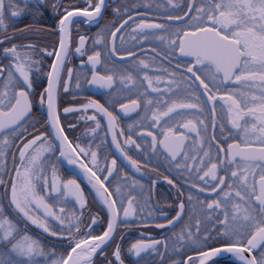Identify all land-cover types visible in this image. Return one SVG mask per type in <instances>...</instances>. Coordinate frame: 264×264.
Masks as SVG:
<instances>
[{
	"label": "snow or ice",
	"instance_id": "6c2138e0",
	"mask_svg": "<svg viewBox=\"0 0 264 264\" xmlns=\"http://www.w3.org/2000/svg\"><path fill=\"white\" fill-rule=\"evenodd\" d=\"M31 3L0 0V51L8 60L0 62V264H124L118 229L153 226L171 234L164 240L142 235L128 248L130 254L176 253L173 264H210L217 257L234 258L224 264H264V0H167L178 11L166 8L161 22H148L146 12L137 19L125 5L115 8L116 17L108 23H102L106 0H86L79 7L76 0L67 5L35 0L37 13L41 5L50 6L58 20V43L52 50L41 48L40 57L36 45L17 42V33L32 34L29 28L9 29L12 18L22 16ZM78 17L102 25L90 54L85 35L73 48ZM143 41L160 42L147 62L136 50ZM75 54L87 56L90 66H81L75 87L83 79L104 90L105 99H89L61 112L60 93L69 92L73 80L66 65ZM43 57H54V62L46 72L47 86L38 91L34 77L44 74ZM117 105L124 116L139 111V118L125 128ZM34 108L43 110L38 120ZM71 113L92 122L93 137L106 121L100 143H108L111 133L119 156L105 155L101 164L99 145L94 151L70 139L66 130L76 125L62 124L61 116L67 120ZM57 152L80 168L91 199L76 179L61 180L53 163ZM161 158L182 186L160 172ZM127 166L155 173L153 186L163 176L176 192L171 216L162 212L161 220L150 211L141 218L144 205L133 190L144 186L123 172ZM93 202L99 205L95 212ZM165 206L173 208L172 203ZM101 220L106 226L102 234L95 230ZM29 225L55 237L59 251L46 250L28 234Z\"/></svg>",
	"mask_w": 264,
	"mask_h": 264
},
{
	"label": "flooded vegetation",
	"instance_id": "af4514ba",
	"mask_svg": "<svg viewBox=\"0 0 264 264\" xmlns=\"http://www.w3.org/2000/svg\"><path fill=\"white\" fill-rule=\"evenodd\" d=\"M67 0H64V3L67 5ZM83 2L84 0H76ZM54 2V0H49V4ZM176 2V0H174ZM181 3L185 2V0H180ZM140 3H151L152 5H160L159 8L153 7L152 9L146 10L143 8H132L131 6L133 4H140ZM109 7H107L104 10V20L102 23H108L109 21L113 20L114 17H116L115 8L120 7L123 8L125 5H127L130 10L131 14L135 16L137 19H140V12H146V16L144 17L148 22H161L162 16L165 13V9L167 8L169 11L175 12L178 11V9H171L170 6L167 4V0H109L108 2ZM60 11H63L61 9ZM159 15H156V14ZM13 22L10 23L9 26L10 31H15L21 28H29V31L32 33L31 35L20 37L17 33V42L21 44H34L36 45V52L35 55L37 57L42 56V53L40 52V49L43 47H47L49 50H52L53 46L58 43V35H57V26H58V20H57V14L53 12L52 8L50 6H44L41 5L39 9V13L35 10V0H32V3L29 5V9L20 17L18 18H12ZM81 22L73 27L72 30V44L73 48L78 45L79 43V36L85 35L88 37V43L85 46V51L90 54L91 52V42L95 38V33L99 31L100 26L96 24H87L84 22L86 19H79ZM7 22V21H6ZM131 21H129V25H131ZM129 25H126L125 28L128 29ZM31 26V27H30ZM123 31V30H122ZM119 35V34H118ZM127 38V37H126ZM134 41H130V44H134ZM156 45H158L160 42H154ZM153 42L149 41H143L142 45H137L136 50L139 53V56L141 58H144L147 61H150L151 57L154 55L152 52V48L154 46ZM141 47L145 49V51H141ZM97 50H99V46H97ZM0 62L8 63L7 58H3V53L0 51ZM133 60L136 58L133 57ZM87 56L81 57L79 54H75L69 57V63L66 65V67H70L73 71V80L68 85L69 92H61L59 96V103L61 106V112L63 107H80L82 104L86 103L89 99H99L102 103L104 102V97L102 96V92L104 90L98 89L95 86L87 85L83 79L80 81V88L75 87L76 83V76L79 74L80 68L83 65L85 70H89L90 66L86 63ZM54 62V57H43V63L41 65V71L44 74H40L38 78H35V85L34 87L36 90L40 91L43 88L47 86L46 83V72L48 70L49 64ZM159 62V59L158 61ZM164 63H167V61H164ZM173 66L176 63L175 57L172 58ZM99 71V69H98ZM148 71L149 75H153L154 73L149 69L145 70ZM133 75L136 76V73L133 71ZM90 79V75H89ZM138 79H142V75L138 77ZM116 86H119V81L117 80ZM135 87V85H133ZM133 97H126L124 102L128 103L130 102L131 98ZM75 96V98H73ZM143 107V105L141 106ZM34 111L37 112V116L35 119H40L41 115L43 114V110H38L34 108ZM116 113L120 115V122L121 125L125 128L129 123L134 122L136 119L139 118L140 112H133L129 116H124L122 113L119 112V106L117 105L115 109ZM92 110L89 109L87 115H91ZM217 119H219V115L217 116ZM61 122L62 124H75L76 128L72 131H67L66 134L69 135L70 139L78 138V140H74V142H80L82 146L92 145L93 150L96 151V145H99V155L101 157V164H103V157L105 155H111L115 154L116 156H119V153L116 152L115 147L111 145V133H108L107 141L108 143L101 144L100 139L104 137L105 128H106V121H102V128L98 130L97 136L93 137L90 134V128L92 126L91 121H86L84 119L80 118L79 113H71L68 114V119L65 120L64 115L61 116ZM43 131V129H41ZM153 132H156V129H152ZM186 131V130H185ZM31 138V137H29ZM136 138V137H134ZM150 139V138H148ZM139 142V140H138ZM144 147H147V144L144 145ZM129 154L133 156V158H136V153L134 150H129ZM56 159L53 161V163L56 166L57 174L60 176L62 181H66L68 179H76L78 183H80L81 187L84 189L86 196L91 199L92 196V190L90 186L88 185L87 180L85 179L82 171L79 167L75 165V168H67L66 166H69L67 161H65V166L61 164L60 158L58 152L56 153ZM122 159V158H121ZM82 162H87L85 158H81ZM143 163V160H141ZM154 163H156L154 161ZM160 164V172L163 173V175L169 176V178H176L179 180V184L182 186L183 181L182 179L176 177V172H168L167 167L163 162V158L159 161ZM119 166V161H118ZM77 167V168H76ZM70 169V170H69ZM123 172H126L129 177L136 179L144 186L143 190H140L139 188L134 189V194L137 195L138 199L140 200L141 205H144V210L141 213V218L147 215L148 212H152L153 216L159 217L161 220H163V217H160V214L162 212L168 213L169 216H171L174 212V201L176 199V192L175 190L166 183V181L163 179V176H160L159 180L156 182V184L153 186L152 180L155 179L156 174L148 172L145 174L146 170L141 169V172H136L134 169H132L130 166H127L123 169ZM114 176L116 174L114 173ZM110 180L112 178H109ZM117 179H120V177H117ZM207 195V194H205ZM145 200L147 201V204L145 205ZM165 202L172 203L173 208H168L165 206ZM78 208L79 206L76 205ZM91 208L93 212H95L99 205L93 202L91 204ZM101 216H103V213H101ZM95 230L98 233L102 234L103 230H106V226L103 223V220L98 222V224L95 226ZM171 233L167 229H157L154 226L150 228H143V227H132L124 228L121 227L118 229L117 232V240L116 242L121 245L122 248V256L124 258V264H135V261L137 259H142V264H160V263H166V264H173L175 259H178V255L176 253H167L163 254L162 252L153 253L151 251L145 252L141 254V258H137L134 255L130 254L128 252V248L131 246V244L135 243L137 240H139L142 235L146 239H167V237ZM123 237V239H120V237ZM111 251V249H109ZM191 255H193L194 258H197L198 254L195 251H190ZM161 255H163V259H161ZM174 258V259H172ZM186 259V257H185Z\"/></svg>",
	"mask_w": 264,
	"mask_h": 264
},
{
	"label": "trees",
	"instance_id": "16d2710c",
	"mask_svg": "<svg viewBox=\"0 0 264 264\" xmlns=\"http://www.w3.org/2000/svg\"><path fill=\"white\" fill-rule=\"evenodd\" d=\"M66 2L68 3V0ZM85 3H86V0H84L83 2L76 1L75 6L79 7L80 5L85 4ZM10 25L11 24H9V26ZM13 151H15V149H13ZM28 234H30L34 238L38 239L41 242V244H43L45 246L46 250L48 247H52V248L56 249L57 251H59L60 246L55 243V240H56L55 237H49L47 234L42 233L41 230L39 231L38 229H36L35 227H33L31 225H29V227H28ZM172 259H174V258H172ZM160 264H166V263H160ZM220 264H224V262L220 263Z\"/></svg>",
	"mask_w": 264,
	"mask_h": 264
},
{
	"label": "water",
	"instance_id": "95a60500",
	"mask_svg": "<svg viewBox=\"0 0 264 264\" xmlns=\"http://www.w3.org/2000/svg\"><path fill=\"white\" fill-rule=\"evenodd\" d=\"M109 0H106V3L108 4ZM78 19H86V18H83V17H78ZM65 161L62 157L60 158V162L62 165H66L65 164ZM67 168H75V165H69V166H66ZM77 168V167H76ZM70 170V169H69ZM227 259H230V260H233L234 258H231V257H217L215 258L214 261H211L210 264H217V262H224L225 260Z\"/></svg>",
	"mask_w": 264,
	"mask_h": 264
},
{
	"label": "rangeland",
	"instance_id": "374dc122",
	"mask_svg": "<svg viewBox=\"0 0 264 264\" xmlns=\"http://www.w3.org/2000/svg\"><path fill=\"white\" fill-rule=\"evenodd\" d=\"M31 226H32V225H31ZM33 227H35V226H33ZM35 228H36V227H35ZM36 229H37V228H36ZM38 230L40 231V229H38ZM41 231H42V230H41ZM29 235H30V234H29ZM40 259L46 261V260L49 259V258L41 257Z\"/></svg>",
	"mask_w": 264,
	"mask_h": 264
}]
</instances>
